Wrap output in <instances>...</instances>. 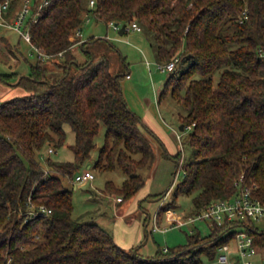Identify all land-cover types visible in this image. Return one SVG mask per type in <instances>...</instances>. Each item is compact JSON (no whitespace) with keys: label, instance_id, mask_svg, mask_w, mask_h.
<instances>
[{"label":"trees","instance_id":"obj_1","mask_svg":"<svg viewBox=\"0 0 264 264\" xmlns=\"http://www.w3.org/2000/svg\"><path fill=\"white\" fill-rule=\"evenodd\" d=\"M94 1L90 9L89 0H50L30 24L32 43L60 58L54 63L58 76L50 79L45 60L37 57L34 63L23 57L28 77L0 73L4 83L22 75L15 85L27 92L0 102V264L9 258V264H204L202 256L216 262L218 246L234 236L221 234V227L208 225L206 234L190 230L184 244L143 255L138 246L121 247L85 215L72 216V190L63 178L73 182L81 171L101 123L104 140L93 167L119 168L126 175L120 185L105 181L106 191L121 201L135 196L146 183L141 171L155 159L150 133L125 102L121 75L111 71L108 58L86 50L73 31L88 11L106 24L135 20L150 35L158 64L179 58V70L168 76L161 96L170 91L185 110L181 124L190 126L191 158L171 190L173 200L180 193L191 196L189 215L245 186L264 205V0ZM10 2L12 13L20 0ZM75 43L84 51L82 61ZM65 123L75 135L73 159L46 157L45 169L38 152L46 142L64 143ZM180 155L174 157L176 170ZM40 205L51 213L27 212ZM167 209H175L172 201L157 210L159 221ZM245 227L264 255V230L252 222Z\"/></svg>","mask_w":264,"mask_h":264},{"label":"rangeland","instance_id":"obj_2","mask_svg":"<svg viewBox=\"0 0 264 264\" xmlns=\"http://www.w3.org/2000/svg\"><path fill=\"white\" fill-rule=\"evenodd\" d=\"M1 34L11 45L8 49L9 54L3 48H0V73L19 71L25 75L28 70V62L34 63L36 61L35 56L30 55V53L34 54V50L18 33L12 30L0 27ZM91 37H94V39L89 40ZM82 38L83 41H86V50L108 58L111 71L121 75L120 87L125 102L141 118L143 128L150 133L149 139L155 153V159L150 167L141 171L146 176L145 186L135 196L122 202H116L117 195L105 190V181L111 180L116 185H120L126 175L119 168L101 171L93 167L99 148L104 140L105 127L101 123L95 138L96 146L81 167V171L87 166L90 167L94 174L92 181L74 185L71 180L63 178L65 187L72 190V216L85 215L84 220L94 221L111 233L119 234L122 237L128 236L129 238L137 223H133V212L138 214V212L141 213L145 209L150 214V219L145 226V231L142 229V243L139 242L137 245L138 251L143 255H152L158 248L184 244L190 230L198 228L202 234L208 233L210 229L208 223L203 221L169 227L168 209L160 221L158 219L157 222L162 230H153L152 217L164 202L172 201L175 216L182 220H186L192 210L191 196L180 193L173 200L171 191L176 183L181 180L183 176L181 165L191 158L192 149L186 141L190 126L180 129V117L185 114V110L174 101L170 91L161 96V91L171 72L161 71L158 67L150 35L144 30L132 29L119 34L110 25L103 21H96L91 17L89 21L84 22L82 25ZM73 51L78 61L85 59L81 46H74ZM23 57H26L28 62ZM59 61L60 58L58 57L44 61V64L50 69V79L60 74V70L54 65L55 62ZM177 70L179 68L175 69L173 73ZM218 78L219 73L216 72L214 74L215 83ZM16 80H11L10 83L0 81V102L27 93L22 87L12 85ZM10 92L14 94L11 95ZM64 129L66 138L63 144L55 146L53 143L46 142L38 152L41 165L45 169H47L46 157L61 161L73 159L70 145L74 142L75 135L66 123ZM49 148H52L53 151L50 152ZM178 152L181 153V164L176 170L174 157L177 156ZM168 190L171 192L163 198L145 194L141 198V194L144 192L154 195L164 194ZM138 203L141 204V208ZM129 204L136 205L131 212H126L130 216L120 217L122 213L119 208L122 209V207L128 206L126 209H129ZM253 223L259 230H264V218L254 220ZM164 228L166 229L164 230ZM232 244L236 247L234 239ZM202 259L204 264H217L214 260H209L205 256H202ZM235 264L239 263L235 262Z\"/></svg>","mask_w":264,"mask_h":264},{"label":"built area","instance_id":"obj_3","mask_svg":"<svg viewBox=\"0 0 264 264\" xmlns=\"http://www.w3.org/2000/svg\"><path fill=\"white\" fill-rule=\"evenodd\" d=\"M50 0H20L16 9L10 12V0H4L0 2V27L7 30H12L18 33L34 50V55L40 60H47L53 58L51 54L44 53L39 50L31 41L30 24L35 22L44 6L49 3ZM94 0H89L88 8L94 7ZM90 12H86L83 18L84 22H87L91 18ZM82 24V25H83ZM125 24V31L132 29L140 31V25L132 20L129 23H120L110 21V25L115 31H119L121 25ZM82 25L78 26L74 31V36L82 38ZM79 43L72 45V48ZM61 52L59 53V56ZM179 58L175 57L173 60L167 63H159L158 67L161 71L168 73L173 72L176 69ZM52 152V148H49ZM94 174L89 167L83 169L76 174L74 178V184L92 181ZM120 201L121 197H117ZM31 216L39 215L46 216L51 213V209L45 205H40L37 208L31 207L27 211ZM169 226H183L188 223L203 221L207 222L211 228L221 227L223 231L221 234L229 235L234 233V236L220 244L217 248L216 262L218 264H232L238 262L239 264H264V255L259 251L257 245L254 243L253 235L250 234L245 225L250 224L254 226V220H260L264 218V205L253 198L251 190L247 186L240 189V191L231 197L225 199H217L209 204L205 205L200 211L191 214L186 220H182L178 216H175V210L168 209ZM153 230H162L158 225V216L155 213L152 217ZM166 228H164L165 230ZM236 241V247L232 244V240ZM10 258L5 264H9Z\"/></svg>","mask_w":264,"mask_h":264},{"label":"crops","instance_id":"obj_4","mask_svg":"<svg viewBox=\"0 0 264 264\" xmlns=\"http://www.w3.org/2000/svg\"><path fill=\"white\" fill-rule=\"evenodd\" d=\"M6 38H4V36L1 34L0 35V48H3V50H5V52L7 53V54H9V45H11L10 43H9V41H7V40H5ZM12 85H15V83L14 84H12ZM9 94H14L13 92H10ZM19 96V95H18ZM10 98V97H9ZM87 167H89V166H87ZM86 167V168H87ZM90 168V167H89ZM150 195L149 194V192L147 193V192H144L143 194H141V198H142V196L143 195ZM146 197V196H145ZM115 201L116 202H122L121 200L120 201H118L117 200V197L115 198ZM138 205H139V207L141 208V204L140 203H138ZM131 206V207H130ZM128 206H126V207H122V209L121 208H119L120 209V211H121V213L123 214H121V216L120 217H122L123 216V218H126V216H130V214L129 213H126V212H131L132 211V209H134L135 207H136V205L135 204H129V209H126ZM127 211H126V210ZM124 213H126V214H124ZM134 214L132 215L133 216V218H134V221H133V223H136V227H135V229L133 230V233L131 234V237H129L128 238V236L127 237H122L121 235H116V233H112V235H113V237H114V239H115V241L121 246V247H125V248H130V247H135V246H137L138 245V243L140 242V243H142V229L143 230H145V226H146V224L149 222V219H150V214L149 213H147L146 211H145V209H143V211L140 213V212H138V214L136 213V212H133ZM176 214V213H175ZM130 222V221H129ZM127 223V222H126ZM99 224V223H98ZM128 224H130V223H128ZM100 225V224H99ZM103 227V226H102ZM169 227H171V226H169ZM104 228V227H103Z\"/></svg>","mask_w":264,"mask_h":264},{"label":"water","instance_id":"obj_5","mask_svg":"<svg viewBox=\"0 0 264 264\" xmlns=\"http://www.w3.org/2000/svg\"><path fill=\"white\" fill-rule=\"evenodd\" d=\"M124 32H125V24L121 25V27H120L118 33H119V34H123ZM21 76H22V75H21ZM21 76L18 77V79L16 80L15 83L18 82V80L21 78ZM25 76L28 77V75H25ZM180 129H183V125H182V124H181V126H180ZM144 231H145V230H144Z\"/></svg>","mask_w":264,"mask_h":264}]
</instances>
